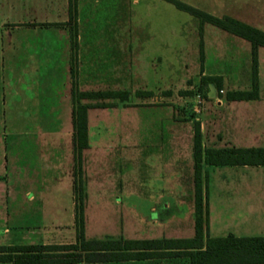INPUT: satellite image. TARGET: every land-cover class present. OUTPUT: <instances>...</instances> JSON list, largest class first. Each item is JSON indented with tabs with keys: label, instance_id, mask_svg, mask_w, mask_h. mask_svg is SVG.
<instances>
[{
	"label": "rangeland",
	"instance_id": "rangeland-1",
	"mask_svg": "<svg viewBox=\"0 0 264 264\" xmlns=\"http://www.w3.org/2000/svg\"><path fill=\"white\" fill-rule=\"evenodd\" d=\"M181 1L264 32V0ZM63 3L51 0V14L33 18H66L70 26L68 93L72 105H89L88 146L75 155L68 136L66 165L53 173L41 156L30 165L22 156L19 164L7 138L0 244L74 243L79 229L87 239L191 237L195 123L205 146L251 144V133L264 129V48L257 49V100L227 101L228 91L251 87L246 40L165 0H68V16ZM209 77L217 79L215 98L204 97ZM84 91L125 99H82ZM202 179L209 234L222 235L235 223L225 212L232 196L222 187L264 181V167L203 165ZM133 264L189 263L181 256Z\"/></svg>",
	"mask_w": 264,
	"mask_h": 264
},
{
	"label": "crops",
	"instance_id": "crops-1",
	"mask_svg": "<svg viewBox=\"0 0 264 264\" xmlns=\"http://www.w3.org/2000/svg\"><path fill=\"white\" fill-rule=\"evenodd\" d=\"M63 5L67 15L68 0H64ZM51 6V0H0V173L5 163L8 137H11L10 145L19 164V158H23L22 156L28 159L23 161L28 165L41 156L42 165L50 168L49 171L53 173L66 165L61 160V151L67 149L68 136L73 143V105L70 91L68 93V67L71 47L74 45L71 29L66 24V18L53 21L33 18L34 15L42 17L51 14ZM18 14H27L30 18H16L15 15ZM8 126L9 130L6 129ZM262 134L264 129L254 131L251 133V144L240 146L264 147V144H259L263 139ZM61 137L64 138V146L60 143ZM44 155L47 161H44ZM70 165L74 166L73 163ZM224 186L222 190L228 191L229 196H232L229 199L231 202L225 205V212L230 213L235 223L222 235L216 236L209 234L208 226L206 234L211 237H223L228 234L238 237L264 236V181H247ZM238 195L245 198L236 199ZM206 198L207 192L205 198L203 192L208 220ZM154 259L165 258L146 260ZM146 260H125L106 264H133Z\"/></svg>",
	"mask_w": 264,
	"mask_h": 264
},
{
	"label": "trees",
	"instance_id": "trees-1",
	"mask_svg": "<svg viewBox=\"0 0 264 264\" xmlns=\"http://www.w3.org/2000/svg\"><path fill=\"white\" fill-rule=\"evenodd\" d=\"M177 9L189 13L200 22L209 23L236 35L250 44L251 87L246 90H230L223 99L227 101L254 100L258 98L257 49L264 48V32L229 16L218 17L181 0H165ZM70 4V1H69ZM71 13V11H69ZM215 84V77H209ZM210 83V82H209ZM208 83V84H209ZM116 96L114 91L99 93L84 91L82 99H125L124 93ZM207 98V93H204ZM89 105L75 102L72 106L74 154L88 146L87 111ZM194 233L182 238L148 239H87L78 230L74 243H28L0 244V262L13 264H91L116 263L125 260H146L185 256L189 264H248L264 263V236L238 237L228 234L211 237L207 233V210L203 200V165L264 166V147L236 145H204L199 123H195L192 138ZM79 201L82 191L79 189ZM205 235V237H204Z\"/></svg>",
	"mask_w": 264,
	"mask_h": 264
},
{
	"label": "water",
	"instance_id": "water-1",
	"mask_svg": "<svg viewBox=\"0 0 264 264\" xmlns=\"http://www.w3.org/2000/svg\"><path fill=\"white\" fill-rule=\"evenodd\" d=\"M208 98H215L216 97V87L212 82L208 84V91H207Z\"/></svg>",
	"mask_w": 264,
	"mask_h": 264
},
{
	"label": "built area",
	"instance_id": "built-area-1",
	"mask_svg": "<svg viewBox=\"0 0 264 264\" xmlns=\"http://www.w3.org/2000/svg\"><path fill=\"white\" fill-rule=\"evenodd\" d=\"M220 92H222V90H220ZM196 97H197V102H200L201 101V98L199 97V94H197Z\"/></svg>",
	"mask_w": 264,
	"mask_h": 264
}]
</instances>
